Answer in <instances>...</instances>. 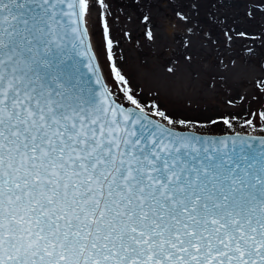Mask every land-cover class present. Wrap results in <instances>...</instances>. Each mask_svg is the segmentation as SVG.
Wrapping results in <instances>:
<instances>
[{
    "label": "snow or ice",
    "instance_id": "obj_1",
    "mask_svg": "<svg viewBox=\"0 0 264 264\" xmlns=\"http://www.w3.org/2000/svg\"><path fill=\"white\" fill-rule=\"evenodd\" d=\"M90 10L0 0V264H264V148L151 119L115 64L133 107L111 99L80 51Z\"/></svg>",
    "mask_w": 264,
    "mask_h": 264
},
{
    "label": "rangeland",
    "instance_id": "obj_2",
    "mask_svg": "<svg viewBox=\"0 0 264 264\" xmlns=\"http://www.w3.org/2000/svg\"><path fill=\"white\" fill-rule=\"evenodd\" d=\"M90 9L85 25L119 103L131 105L113 64L150 116L155 103L186 122L176 129L264 135V0H90Z\"/></svg>",
    "mask_w": 264,
    "mask_h": 264
},
{
    "label": "water",
    "instance_id": "obj_3",
    "mask_svg": "<svg viewBox=\"0 0 264 264\" xmlns=\"http://www.w3.org/2000/svg\"><path fill=\"white\" fill-rule=\"evenodd\" d=\"M82 29H86L87 30L85 22L82 25ZM87 48H90L88 56H94L95 57V59L91 61V65H92L93 68H97L98 67L99 71L96 73V75H98V76L103 78L102 79V83L105 84L107 86V88L109 89V86H108L107 82L105 81V79L103 77L102 71L100 69L99 63H98L96 55H95V52L93 50L88 31H87V35L84 38V45L80 49V51L83 52ZM77 59L80 61L81 75L84 77V80H85L86 84L89 85L90 87L94 88V89L97 88L98 85L95 82L96 81V76H94L93 73L91 71H89V67L87 66L89 64L88 57L87 56H78ZM109 91H110V89H109ZM110 98L111 99H115L113 97V95H111ZM121 105L125 106L126 108L127 107H133L132 105H124V104H121ZM150 118L151 119H155V118H153L151 116H150ZM176 130L181 132V133H183V134H185V135H200L202 138H207L209 140H212V139L219 140V139H223L225 137L234 138V137H236L237 134H239V136L242 137L245 141H247V143L244 144V145H241L240 142L237 141V143H236L237 149H239L242 146L247 148L248 145H253L254 146V150H260V149L264 148V145H261V143H260V140L262 138H264V135H261V134H248V133H241V132H226V133H220V134H210V133H198V132H195V131H192V130H186V129H183V130L176 129ZM250 137L254 138V139H250ZM231 145H232V141L230 139L229 140V147L230 148H231Z\"/></svg>",
    "mask_w": 264,
    "mask_h": 264
}]
</instances>
